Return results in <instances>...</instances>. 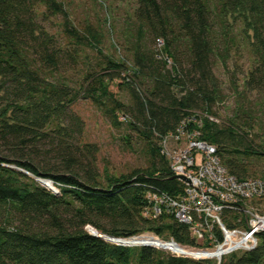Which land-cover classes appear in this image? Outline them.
Returning <instances> with one entry per match:
<instances>
[{
  "label": "trees",
  "instance_id": "trees-1",
  "mask_svg": "<svg viewBox=\"0 0 264 264\" xmlns=\"http://www.w3.org/2000/svg\"><path fill=\"white\" fill-rule=\"evenodd\" d=\"M117 1L134 5L116 30L123 58L105 53L100 28L76 24L60 0H0V264H217L106 239L153 233L197 245L173 214H143L148 193L185 192L161 151L162 139L184 124L216 147L231 174L264 180V0ZM58 16L62 28L51 32L46 24ZM242 50L251 69L242 79L228 71L235 108L221 119L227 95L214 67L227 68ZM79 98L112 127L125 126L130 146L131 133L139 135L149 165L101 174L73 110ZM258 239L220 264H264V231Z\"/></svg>",
  "mask_w": 264,
  "mask_h": 264
},
{
  "label": "built area",
  "instance_id": "built-area-1",
  "mask_svg": "<svg viewBox=\"0 0 264 264\" xmlns=\"http://www.w3.org/2000/svg\"><path fill=\"white\" fill-rule=\"evenodd\" d=\"M185 128V124L180 126L175 134L165 136L161 142L162 154L175 175L186 179L178 178L185 183V192L179 198L166 193H148L150 206L143 214L154 218L173 214L189 226L197 245L162 240L153 233L106 239L133 245L130 242L136 238V245H151L177 256L220 264L231 254L257 247L258 235L264 231V180L240 179L231 174L222 164L216 147L200 139L197 129L188 132ZM225 216L231 219L232 225L226 224Z\"/></svg>",
  "mask_w": 264,
  "mask_h": 264
},
{
  "label": "rangeland",
  "instance_id": "rangeland-1",
  "mask_svg": "<svg viewBox=\"0 0 264 264\" xmlns=\"http://www.w3.org/2000/svg\"><path fill=\"white\" fill-rule=\"evenodd\" d=\"M60 1L65 4L72 21L76 24L91 23L96 28H100L104 36L102 49L105 53L120 58L125 56V50L120 44L121 41L118 39L116 30L132 14L134 7L132 3H120L117 0ZM62 21V18L58 16L46 25L51 32L58 33L62 28ZM241 52H243L242 55L236 54L233 56L227 64V68H224L220 62H216L214 67L216 75L224 84V91L227 95L225 102L218 107L221 119L232 115V110L235 108L236 97L230 90L228 71L235 70L237 77L242 79L245 72L251 69L249 55L244 50ZM97 61L96 54L88 50V62L94 65ZM110 89L116 92V95L123 101L128 102L129 97L126 91L118 90L116 83L111 84ZM253 97L257 99L255 95ZM73 110L84 121L85 130L82 141L95 145L98 150L96 160L101 174H126L135 168L149 165L148 147L139 135L131 133L132 146H130L127 141L123 140V136L130 133L126 130V127L123 126L118 129L112 127L96 105L88 99L79 98L73 105ZM37 180L40 183L41 180L50 181L54 188L49 190L54 193L58 192V188L50 179L37 178ZM132 240H136V238Z\"/></svg>",
  "mask_w": 264,
  "mask_h": 264
},
{
  "label": "bare ground",
  "instance_id": "bare-ground-1",
  "mask_svg": "<svg viewBox=\"0 0 264 264\" xmlns=\"http://www.w3.org/2000/svg\"><path fill=\"white\" fill-rule=\"evenodd\" d=\"M41 184L43 186H45L46 188H48V189H53L54 188L53 185H52V183L50 181H47V180H41ZM88 230L92 234H97L96 233L97 232L96 229L93 228V227H89ZM130 243L131 244H136V240H132Z\"/></svg>",
  "mask_w": 264,
  "mask_h": 264
},
{
  "label": "water",
  "instance_id": "water-1",
  "mask_svg": "<svg viewBox=\"0 0 264 264\" xmlns=\"http://www.w3.org/2000/svg\"><path fill=\"white\" fill-rule=\"evenodd\" d=\"M178 178H180V179H183V180H186L183 176H177ZM97 234H93V235H95V236H99V237H104V235L103 234H101V233H99V232H96ZM92 234V233H91Z\"/></svg>",
  "mask_w": 264,
  "mask_h": 264
}]
</instances>
